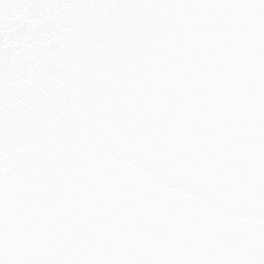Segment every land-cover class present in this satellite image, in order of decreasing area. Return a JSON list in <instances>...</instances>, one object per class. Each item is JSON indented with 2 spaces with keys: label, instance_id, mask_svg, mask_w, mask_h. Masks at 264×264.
Instances as JSON below:
<instances>
[{
  "label": "snow or ice",
  "instance_id": "6c2138e0",
  "mask_svg": "<svg viewBox=\"0 0 264 264\" xmlns=\"http://www.w3.org/2000/svg\"><path fill=\"white\" fill-rule=\"evenodd\" d=\"M0 264H264V0H0Z\"/></svg>",
  "mask_w": 264,
  "mask_h": 264
}]
</instances>
